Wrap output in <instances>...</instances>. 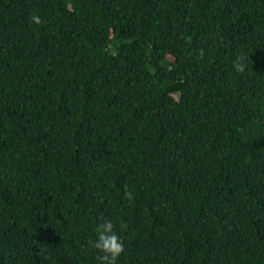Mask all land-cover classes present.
Returning a JSON list of instances; mask_svg holds the SVG:
<instances>
[{
  "label": "trees",
  "instance_id": "obj_1",
  "mask_svg": "<svg viewBox=\"0 0 264 264\" xmlns=\"http://www.w3.org/2000/svg\"><path fill=\"white\" fill-rule=\"evenodd\" d=\"M101 217L117 264H264V0H0V264H100Z\"/></svg>",
  "mask_w": 264,
  "mask_h": 264
},
{
  "label": "clouds",
  "instance_id": "obj_2",
  "mask_svg": "<svg viewBox=\"0 0 264 264\" xmlns=\"http://www.w3.org/2000/svg\"><path fill=\"white\" fill-rule=\"evenodd\" d=\"M31 21L35 24L43 23L38 15H33ZM190 39V38H189ZM246 57L237 56L234 68L237 73H244L247 69ZM127 188V186H126ZM125 196L129 200L133 199L130 191H125ZM89 245L96 250V259L100 264H117V260L124 253L125 248L121 237L116 231V225L112 220L100 218V222L95 227V239L89 240Z\"/></svg>",
  "mask_w": 264,
  "mask_h": 264
}]
</instances>
